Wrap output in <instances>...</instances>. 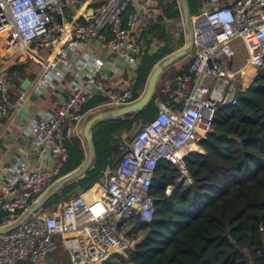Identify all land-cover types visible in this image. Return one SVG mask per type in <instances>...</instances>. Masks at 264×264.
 Wrapping results in <instances>:
<instances>
[{"label": "built area", "instance_id": "1", "mask_svg": "<svg viewBox=\"0 0 264 264\" xmlns=\"http://www.w3.org/2000/svg\"><path fill=\"white\" fill-rule=\"evenodd\" d=\"M155 6L156 0H0V122L8 115L7 87L19 76L16 62L6 65L11 54L47 55L36 94L63 83L69 90L66 99L29 120L32 153L15 157L0 171L5 226L65 177L60 165L69 159L65 141L81 137L91 99L101 96L106 106L117 109L138 101L131 86L140 60L159 48L142 35ZM191 28L195 51L189 72L163 77L159 93L169 102L156 100V116L137 131L117 169L82 195L46 213L41 208L18 228L0 234V264H39L60 244L72 264H107L131 248L133 240L122 229L127 219L139 215L152 221L151 187L160 162L176 167L177 183H193L186 158L204 153L202 142L213 131L218 107L236 105L264 68V0H207L206 9L192 17ZM240 49L244 63L237 67ZM173 189L168 187L166 195ZM79 198L84 220L78 218Z\"/></svg>", "mask_w": 264, "mask_h": 264}, {"label": "trees", "instance_id": "2", "mask_svg": "<svg viewBox=\"0 0 264 264\" xmlns=\"http://www.w3.org/2000/svg\"><path fill=\"white\" fill-rule=\"evenodd\" d=\"M191 1L195 3L196 0H188L191 15L198 14L199 9L192 12ZM204 4L205 0L201 8ZM155 10V17L146 24L142 35L155 36L163 46L141 59L131 86L134 98L138 100L146 90L155 65L185 45L183 40L176 48L165 27L168 21L183 16L180 0H156ZM13 69L20 76L23 65L15 64ZM158 98L169 102V98L157 89L143 110L104 120L107 124H103L104 121L96 123L92 128L96 152L93 168L78 182L60 189L46 205L52 209L63 197L70 200L75 188L88 190L104 181L107 169L115 171L125 154L120 151L123 136L127 135V141L131 142L134 138L131 133L136 126L140 123L145 126L152 121L158 112ZM105 104L106 100L101 96L89 101L84 112L102 106L85 116L82 128L95 115L113 110ZM84 141L83 135L66 139L69 159L62 165L61 177L84 162ZM95 141L100 142L101 150L116 141L118 147L112 152L115 160L105 156L98 162ZM202 149L203 154L186 158L193 179L191 185L176 182L179 172L170 162L158 164L151 187L155 198L153 219L145 222L139 215H134L137 221L129 235L138 241L135 249L117 254L108 264H264V68L249 90L239 95L236 105L218 107L213 131L202 142ZM170 186L174 189L167 196L166 190ZM1 218L0 227L8 224L5 215ZM52 256H55L56 264H72L61 244Z\"/></svg>", "mask_w": 264, "mask_h": 264}, {"label": "crops", "instance_id": "3", "mask_svg": "<svg viewBox=\"0 0 264 264\" xmlns=\"http://www.w3.org/2000/svg\"><path fill=\"white\" fill-rule=\"evenodd\" d=\"M195 15H192V17L195 16ZM147 37L149 39H151V40L157 41V43L159 44V47L163 46V42L160 41L158 38H155V36H147ZM183 40H184L185 45H186L187 34H185V31L181 35L180 40L174 42L175 47L179 48L180 46L177 43H181ZM182 48H180V49H182ZM180 49H178V50H180ZM178 50H176L175 52H177ZM97 51H98V53L101 56H106V53L104 51H102L100 49H98ZM32 52L31 51L25 52L22 55L21 58H23L24 61L34 60L37 64L40 65V70H39L38 76L35 78V80L33 81L32 85L29 87L28 90H26V91H24V92H22V93H20L18 95L13 94V93L11 94L10 91H8V93H7V95H9L8 96L9 103H11V106L13 107V110L11 111L10 114L7 115V118L4 121L0 122V150H2V153L0 154V171L2 170V168L5 165H7L8 163L12 162V160L15 157H17V156L18 157H25V156H28V155H30L32 153V150H33V139L27 132V127H28L29 120L32 117H34V116H36V115H38V114H40L42 112H48L54 105L58 104L61 100H64V99H66L69 96V90L67 88V83H63V84L59 85L56 90H48V92L43 93L42 95H38V94L35 93L34 87H35L36 83L38 82V80L41 78V76H42V74H43V72H44V70L46 68V65H47L46 64L47 63V61H46L47 60V55L43 54V53H42L43 55H41V53H35L34 54ZM155 52L156 51H153L152 53L147 54V55H152ZM11 55L13 57L14 54H11ZM162 61H160L159 63H161ZM140 62H141V60H140ZM190 62H191V58L190 57H186V58L174 63L173 65H171L166 70V73H167L166 76H169V75L173 76V75L188 73L189 70H190V66H191ZM117 63L121 67H125L126 66L124 64V62L120 61V60H118ZM36 98L41 99V105L37 109H35V111L30 113L29 119H28L27 123H25L23 125V127L18 128V126H16L17 131H16V133L13 136V142L9 144V142L7 140H4V136L9 132V130L13 126L16 125L17 115L22 110L23 106L26 105L28 103V101H30L31 99L35 100ZM95 110H97L96 106L93 107L92 109H89V110L85 111V116H87L88 114L92 113ZM16 144H18V148L16 150H14V146H16ZM84 144H85V141H84ZM85 149H86V144H85ZM85 156H86L85 160L81 164V166L85 163V161L87 159V150H86ZM34 162H38L36 157H34ZM45 163L50 165V162H45ZM61 168H62V166H61ZM76 170H74L73 172H75ZM108 171H110V170L107 169L105 171V174ZM73 198H76V196H73L71 199H73ZM49 210H51V208ZM78 218H79V216H78ZM80 220H82V219H80ZM47 260H48V258L46 260L42 261L39 264H49L47 262ZM20 264H27V263H26V261H24V262H21Z\"/></svg>", "mask_w": 264, "mask_h": 264}, {"label": "water", "instance_id": "4", "mask_svg": "<svg viewBox=\"0 0 264 264\" xmlns=\"http://www.w3.org/2000/svg\"><path fill=\"white\" fill-rule=\"evenodd\" d=\"M182 12H183V18L187 30V42L186 45L178 50L177 52L173 53L166 59H164L161 63L157 64L149 78L146 90L143 94V96L134 104L118 108L115 110H110L107 112H102L97 115H95L93 118H91L83 129V137L86 144V150H87V159L85 163L77 169L75 172H72L68 175H66L62 180L57 182L55 185H53L48 191H46L38 200L37 202L24 214L21 216L19 220H17L14 224L9 226H2L0 227V234H6L8 232L13 231L14 229L18 228L24 221H26L32 214L38 212L45 204L46 202L60 189H62L64 186L72 183H76L79 180H81L86 173L93 168L96 152L92 141V128L93 126L101 121L112 119V118H118L130 113L139 112L146 108L150 101L152 100L159 79L163 75V73L174 63L190 56L193 52L195 42H194V34L191 28V22H192V15L190 13L189 3L188 0H180ZM60 20V18H59ZM84 189L82 187H77L71 192V196H79L84 193ZM137 245L136 241H133L131 244V249H135Z\"/></svg>", "mask_w": 264, "mask_h": 264}, {"label": "rangeland", "instance_id": "5", "mask_svg": "<svg viewBox=\"0 0 264 264\" xmlns=\"http://www.w3.org/2000/svg\"><path fill=\"white\" fill-rule=\"evenodd\" d=\"M203 1L204 0H196L195 3H193L191 1L192 12H195L196 9L197 10L199 9L198 10L199 12L204 11L206 9V1L207 0H205V4H204L203 8H201V3ZM69 13H71V12H69ZM165 27H166V30L172 35L174 41H179L181 38V35L184 33L183 30L186 29L183 17H181L178 20L168 21L165 24ZM186 32H187V30H186ZM193 51H195V49ZM238 53H239V56H238L237 67L243 66V63H244L243 57H244L245 51H244V49H240ZM41 55H43V54L41 53ZM191 56H189V57L191 58ZM21 57H22V54L21 55L18 54L16 56L13 55V57H12V55L11 56L9 55L5 58V62L6 63L8 62L6 65H8L9 63H13V62H16L15 64L23 65V70L21 71V75L18 77L17 80H15L14 82H12L8 85L7 93H8V91H10L11 94L13 93V94L18 95V94L28 90L29 87L32 85L33 81L35 80V78L39 74V70H40L39 64H37L34 60L24 61L23 58H21ZM8 58H10V59H8ZM166 75H167V73H166ZM166 75H164V76H166ZM161 77L162 78H160L158 81L156 90L157 89L159 90V88L161 87L163 76H161ZM40 105H41V99H39V98H36L35 100L31 99L30 101H28V103L26 105H24L22 110L18 113L17 118H16V125L13 126L9 130V132L4 136V140H7L9 142V144L12 143L13 142V136L17 131L16 126H18V128L23 127V125L25 123H27L29 116H30V113L35 111V109H37ZM112 109L115 110L117 108L112 107ZM12 110H13V107L11 106V103H9L7 105L8 114H10ZM103 124H107V121H104ZM103 126H105V125H103ZM143 126L144 125L142 123L137 125L136 128L131 133V137L135 136L137 131L140 130ZM83 129L84 128H82L81 135H83ZM127 137H128L127 135L123 136V142L121 143L120 151L123 150V152H126V150L128 149L130 142L127 141ZM93 144H94V142H93ZM95 144H96V148H97V156H98L97 160H98V162L101 161L100 160L101 157L103 158L105 156L110 157L113 161L115 160V155L112 152L115 150V148L118 147V144L116 141L115 142L111 141V144H109V147L104 146V148H102V150H101L100 145H99L100 142L95 141ZM17 148H18V144H16V146H14V150H16ZM1 153H2V150H0V154ZM64 163L65 162H60V165L62 166ZM61 200H62V202L69 201V199H66V197H63V199H61ZM75 203L78 204L79 209H80V214H78L79 218L84 220L86 218L87 214H86L85 208L83 207V204H82V198L77 199L75 201ZM49 209L50 208L48 207V205L45 204L42 207V213L48 212ZM1 217H2V214H0V218ZM3 217H4V215H3ZM136 221H137V219H135V217L132 216L131 218L127 219V221L123 224L122 229H123V231H125L127 233V235L130 234L131 230L133 229V225L135 224L134 222H136ZM129 238H132V236L129 235ZM133 241H135V240H133ZM136 242H138V241H136ZM55 260H56L55 256H52V257L48 258L47 262L49 264H56L57 262ZM107 264H108V262H107Z\"/></svg>", "mask_w": 264, "mask_h": 264}, {"label": "bare ground", "instance_id": "6", "mask_svg": "<svg viewBox=\"0 0 264 264\" xmlns=\"http://www.w3.org/2000/svg\"><path fill=\"white\" fill-rule=\"evenodd\" d=\"M32 52V51H31ZM32 53H34V52H32ZM35 54V53H34Z\"/></svg>", "mask_w": 264, "mask_h": 264}]
</instances>
